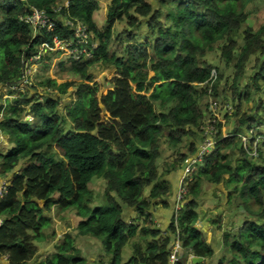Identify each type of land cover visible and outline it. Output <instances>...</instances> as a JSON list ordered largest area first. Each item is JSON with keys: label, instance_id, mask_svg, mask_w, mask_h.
Segmentation results:
<instances>
[{"label": "trees", "instance_id": "trees-1", "mask_svg": "<svg viewBox=\"0 0 264 264\" xmlns=\"http://www.w3.org/2000/svg\"><path fill=\"white\" fill-rule=\"evenodd\" d=\"M59 1L0 0V87L22 86L29 60L43 41L52 43L53 34L45 31L36 39L23 19L32 8L55 17L52 7ZM256 1L162 0L168 13L166 26L162 11L147 0H113L107 26L100 29L95 20L100 10L97 0H70L69 11L62 10L63 20L84 21L99 42L93 59L71 62L72 75L81 82L58 85L46 79L39 86L50 92L22 93L14 101L0 104V131L12 145L7 153L0 152V170L4 177L13 175L0 199V264L3 258L7 264H30L37 259L36 244L45 242V230L53 227L46 216L53 208L62 214L74 210L79 221L75 234L67 232L57 253L40 264H90L78 248V239L86 237L100 241L108 257L93 264H170L177 242L184 251L177 264H188L190 255L213 259L215 249L197 229L203 181L225 182L230 202H240L247 215L237 231L224 235L228 255L219 264H264V166L243 147L239 130L219 139L204 167L193 175L187 203L174 214L166 232L156 227L151 212L155 201L164 203L171 195V186L157 166L161 140L167 136L169 144L178 147L206 125L201 104L215 84L218 70L202 58L223 43L222 55L231 62L241 33L244 46L239 70L251 56L264 55V26L257 32L242 31L246 8ZM139 18H144L148 29L143 42L138 40L143 27ZM63 20L58 22L57 35L69 38L72 32ZM124 21L133 33H125L124 55L113 56V31ZM98 63L117 73L102 96L89 75V69ZM256 76L254 84L260 90L264 65ZM71 90V105L64 115L60 107ZM212 90L216 95V85ZM26 108L37 121L34 125L24 121ZM249 120L243 119L245 123ZM68 122L73 126L70 131L65 128ZM189 147V155L195 154L193 143ZM233 147L242 155L235 165L223 154ZM258 153L264 160V141ZM186 160L182 156L179 163ZM23 162L26 167L17 172ZM96 179L106 183L104 202L99 206H94L97 196L90 189ZM129 210L137 218L128 219ZM140 220L145 226L139 225ZM131 240H135L132 257L123 262Z\"/></svg>", "mask_w": 264, "mask_h": 264}, {"label": "rangeland", "instance_id": "rangeland-1", "mask_svg": "<svg viewBox=\"0 0 264 264\" xmlns=\"http://www.w3.org/2000/svg\"><path fill=\"white\" fill-rule=\"evenodd\" d=\"M100 4V10L95 14V20L100 27V29H104L107 26L108 21V10L113 0H97ZM155 10L162 11L161 21L166 23L167 18V9L162 7V0H147ZM69 2V0H61L59 3L64 4ZM247 20L243 25V30L249 28L254 32L259 31L262 26H264V0H257L256 2L248 5L246 8ZM142 19V30L141 35L138 37V40L144 41V33H148V29L146 27V23L144 22V18ZM127 22L124 21L122 23H118L113 31V39L110 43V54L113 56L121 57L124 54L125 46L127 44L126 34L128 32L133 33ZM241 31V32H242ZM242 35V33H241ZM241 35L238 36V47L239 49L235 50L233 54V59L231 62H227L226 59L222 55V46L223 43L217 44L214 46L213 50L208 51L206 55L202 58V60L210 65H212L215 69L218 70V74L215 76L214 85H216V95L212 90L213 86L211 85V89L208 92V96L205 100H203L201 104L202 111L205 114V117L208 116L207 113V103L210 98H213L220 102L222 107L219 123H221V127L216 129L215 133L221 135L225 138V136L233 135L236 130H239V136L246 138L248 142L251 139H254L253 145H247V151L249 154L252 153L251 148L256 149V144L264 141V81L260 79L258 81L259 89L254 84L256 75L260 73L261 65H264V55H254L249 58V60L243 65L242 71L238 69L239 65V57L240 51L244 46V42L242 41ZM99 44V42H97ZM76 60L69 55L55 56L53 60L50 57L45 58V60H50L42 65L39 70L37 77L34 79L33 83L35 84L33 88L31 86H23V91L25 94L34 95L36 92H43L51 90H45L40 87L39 84L44 82L46 79H54L58 83V85H62L67 82H76L80 83L81 80L72 75V66L71 62ZM64 66V67H62ZM239 71H241V76L239 75ZM89 75L93 77L92 85H98L101 89L100 96L103 93H106L112 86L113 79L117 77L116 70L112 67L104 65L102 63L95 64L89 69ZM73 90L70 91V94L65 96L62 102V106L60 107V111L66 115L67 108L71 105L72 97L70 96ZM12 92L7 87H0V104L7 103V101H14L15 96H12ZM37 94V93H36ZM50 96H54L53 94H46ZM25 119L24 121L29 122L34 125L37 121L32 116L27 114L28 108H26ZM1 118V116H0ZM250 118L246 123L243 119ZM104 121L107 120L106 115L103 117ZM66 126V130L70 131L73 129V126L70 122H68ZM220 133V134H219ZM203 141V136L201 131H197V133L193 136H187L184 138L183 142L178 147H172L169 144L167 136L161 140V158L159 159L157 166L159 168V174L163 176H167L168 172H174L181 174V160L182 156H190V143H193V146L197 149ZM12 145L9 143L8 137L0 131V152L7 153ZM223 154L228 156L229 160L235 165L236 161L241 158V151L236 148L226 149L223 151ZM252 153V158L256 157ZM189 158V157H188ZM253 160L260 166H264V160H260L258 158H254ZM235 162V163H234ZM27 163V161H26ZM25 162H23L17 169V172H20L22 169L26 167ZM12 176L4 177L1 174L0 170V199L5 194L7 186L12 182ZM228 179V177H226ZM226 185V183L224 182ZM202 186L210 188H214L213 185H210L208 182L203 181ZM224 186V185H223ZM220 186L222 189L221 197L217 199L218 206L215 208V212L217 214L211 213L206 215V218L210 222H213L216 225V230L212 234H215L217 231L222 233V243L219 242L213 243L215 249V257L213 259L208 260L205 264H219L220 260L224 258L227 254L225 247L223 246L224 235L226 232H234L242 225L244 219H247V215L245 214L242 206L240 207L238 204L240 202H235L230 204L226 209L221 208V204H224V201L227 199L228 190L226 187ZM227 186V185H226ZM90 189L96 194V199L94 201V206L102 205L104 202V193L106 189L105 181L101 179H96L90 184ZM199 201V199H198ZM205 204V203H204ZM42 205V202H41ZM203 205V204H202ZM201 205V206H202ZM241 205V204H240ZM200 206V210H202ZM234 207V208H233ZM236 208V209H235ZM219 209V210H218ZM231 209L237 211V215L234 218H230L225 215V212H229ZM238 209V210H237ZM225 211L222 215L220 212ZM240 211V212H239ZM230 213V212H229ZM219 215V216H218ZM229 215V214H227ZM46 216L50 217L52 220L53 227L45 230V242L36 246L38 248V255L42 253L41 256L43 260L51 255L57 253V246L61 245L64 241L65 234L67 232H72L71 234H75V228L79 221V218L76 215V212L70 211L65 214L59 212L58 209L53 208L50 213H47ZM217 216V217H216ZM220 217V219H219ZM218 221V222H217ZM234 221V223H230ZM145 226V222H144ZM231 228V230H230ZM92 242V243H90ZM135 240H131V242L126 246L122 255V261L127 262L132 257L133 243ZM78 248L84 253L89 252L90 250L96 251L93 255H95V259L91 261L90 264L97 262L99 259L108 260V257L105 256V250L100 241L91 238H79L78 239ZM101 250V251H100ZM82 252V255H84ZM88 255H92L88 253ZM97 255V256H96ZM87 256V255H86ZM41 260V261H43Z\"/></svg>", "mask_w": 264, "mask_h": 264}, {"label": "built area", "instance_id": "built-area-1", "mask_svg": "<svg viewBox=\"0 0 264 264\" xmlns=\"http://www.w3.org/2000/svg\"><path fill=\"white\" fill-rule=\"evenodd\" d=\"M69 7L68 3L52 8V13L59 15L62 10ZM25 24H27L35 34L47 32L49 34H54L57 31V20L52 17L46 10H39L37 8H32L30 15L23 19ZM66 26L72 30L74 37L72 39L60 38L59 36H53L52 44L43 43L40 52L33 56L28 63L26 69L25 84H31V78L37 73L38 65L49 56L51 53H56L62 55H69L76 59H80L89 54L92 50L97 49L96 44H91V36L87 26L73 19H66ZM220 102L217 100L210 99L209 112L210 115L216 119L219 117ZM215 126L210 125L204 131V136L206 137L205 142L201 146L198 157L193 160L192 164L200 161L204 156L211 153L216 145ZM244 145L249 144L246 138H243ZM257 156V154H254ZM7 192V189H6ZM186 190H182L179 196V201L182 202L184 196L186 195ZM182 208V205L178 206V210ZM183 250L179 244L176 245L174 254L171 256V264H177L183 256Z\"/></svg>", "mask_w": 264, "mask_h": 264}, {"label": "crops", "instance_id": "crops-1", "mask_svg": "<svg viewBox=\"0 0 264 264\" xmlns=\"http://www.w3.org/2000/svg\"><path fill=\"white\" fill-rule=\"evenodd\" d=\"M181 174L178 173H174V172H168L167 176H163V178L165 180H167L171 186V195L165 200V202L163 203L162 200H157L153 203L151 212L153 214V221L154 224L156 225V227L158 229H160L163 232H166L168 227L170 226V224L172 223V219L175 213V208H176V197L178 194V190L180 188V182H181ZM210 184V183H209ZM213 185L214 188H210V190L208 189V187H204L201 186L200 188V195H199V207L201 206L202 210H199V221L197 223V229H199L200 231H202L206 237V240L208 242V244L214 248L213 243L219 242V244L221 245L222 243V233L217 231L215 234H212L214 232V230H216V225L213 222H210L208 220V218H206V215H209L211 213L214 212V214H217L215 212V208L217 209V199L221 197L222 194V189L220 186H223L224 188L226 187V189L228 190L227 186L224 184V182H222L219 185H214V184H210ZM229 190L227 193V199L224 201V204H221V208L225 209L227 211V207L232 204L230 202L229 199ZM205 203V204H204ZM233 205V204H232ZM234 206V205H233ZM234 208V207H233ZM236 209V208H235ZM219 210V209H218ZM238 210V209H237ZM225 211L220 212L221 215L224 213ZM230 212V213H229ZM229 212H225L226 216H229V220H231L230 218H234L237 215V211L231 209ZM240 212V211H239ZM229 214V215H227ZM126 215L128 217V219H134L137 218V213L134 211H126ZM219 216V215H218ZM217 217V216H216ZM220 219V217H219ZM245 221V219H244ZM2 218H0V226L2 225ZM218 222V221H217ZM230 223H234V221H231ZM243 224V223H242ZM139 225H141V227L144 226V221L139 222ZM231 230V228H230ZM228 233V231L226 232ZM224 239V238H223ZM92 243V242H90ZM82 250V248H81ZM84 253V251H82ZM94 252L96 251H92L90 250L89 252L86 251V253H84V257L89 258V260L91 259V261L93 259H95V255H93ZM88 253H91L92 255H88ZM42 253H39L37 259H35L33 262H31L30 264H40L41 260H43V257L41 256ZM95 254V253H94ZM87 255V256H86ZM97 256V255H96ZM3 264H7V258H3ZM94 261V260H93Z\"/></svg>", "mask_w": 264, "mask_h": 264}, {"label": "clouds", "instance_id": "clouds-1", "mask_svg": "<svg viewBox=\"0 0 264 264\" xmlns=\"http://www.w3.org/2000/svg\"><path fill=\"white\" fill-rule=\"evenodd\" d=\"M61 1V0H60ZM59 1V2H60ZM56 3L53 7H57V6H60V3ZM66 3H68L69 4V7L68 8H66L65 10L66 11H69V9H70V0H69V2H66ZM65 4V3H64ZM64 4H61V5H64ZM52 7V8H53ZM65 11V12H66ZM62 13V12H61ZM59 14V15H56L55 17H53V18H55L56 20H57V30H58V22L60 21V19L61 20H63V17H62V14ZM67 19H73V20H78V21H80V22H82V23H84L86 26H87V28H88V30H89V33H90V36H91V44H96L97 45V49L99 48V44H97V39H95V37H94V35H93V33L90 31V28H89V26L84 22V21H82V20H80V19H77V18H68L67 17ZM66 20V19H65ZM65 20H63V21H65ZM64 24L66 25V22H64ZM67 28H68V26H66ZM100 28V27H99ZM70 29V28H69ZM70 31L72 32V30L70 29ZM34 32V31H33ZM34 34H35V32H34ZM40 34H42V33H39V34H35V38L37 39V37L40 35ZM54 36H56L57 35V31L53 34ZM58 36V35H57ZM74 37V33L72 32V36L71 37H69V38H65V39H72ZM43 43H48V42H42L41 43V45L39 46V48H38V51H37V53L35 54V55H37L39 52H40V50H41V46H42V44ZM49 44H52V43H49ZM97 49H95V50H92L91 52H89V54L88 55H86L85 57H82V58H80V59H76V60H74V61H89V60H91V59H93L94 58V56H95V52H96V50ZM35 55H33V56H35ZM57 57V56H61L60 54H56V53H51V54H49V56H46V58H48V57H50L51 58V60H53V58L54 57ZM74 58V57H73ZM31 60V59H30ZM29 60V61H30ZM47 62H50V60H43L42 62H41V64H39L38 65V69H37V73L36 74H34V76H32V77H29V78H31L32 80H31V84H28V85H26L25 84V78H26V71H25V74H24V78H23V85L22 86H15V87H13V88H9V87H7L8 89H10L11 90V92L13 93L12 94V96H15V98H16V96L17 95H20V94H25V92L23 91V86H31V88H33L34 87V83H33V81H34V79L37 77V75H38V73H39V70H40V68L42 67V65L43 64H45V63H47ZM29 63V62H28ZM28 66V65H27ZM51 79V78H50ZM52 80H54V79H52ZM56 81V80H55ZM210 99H213V98H210ZM210 99H209V102H208V108H207V113H208V116H206V125L202 128V131H201V133H202V136H203V141H202V143H201V145L197 148V151H196V153L195 154H193V155H190V156H188L187 157V160L181 165V173H182V176H181V182H180V188H179V190H178V194H177V197H176V208H175V213L174 214H177L179 211H181L182 210V208L184 207V205L187 203V199L189 198V191H190V187L193 185V175L194 174H197L198 173V171L200 170V169H202V167H204V161H205V159H206V157H208L210 154H212L215 150H216V147H217V144H218V141H219V139L220 140H223V139H226V138H229V137H232L233 135H228V136H225V138L224 137H222L221 135H218L217 134V137H216V145H215V147H214V149L212 150V152L211 153H209V154H207L206 156H204L200 161H197L195 164H192V162H193V160H195L197 157H198V155H199V152H200V149H201V146L203 145V143L205 142V140H206V137L204 136V131H205V129L208 127V126H210V125H214L215 126V130L216 129H218V124H221V123H219V117L218 118H216V119H214L211 115H210V112H209V105H210ZM213 100H215V99H213ZM221 110H222V107H221V105H220V110H219V115H220V113H221ZM1 116V115H0ZM2 117V116H1ZM220 134V133H219ZM238 138L241 140V143L243 144V147L245 148V149H247V146H245L244 145V142H243V137H241V136H239L238 135ZM253 143H254V140L253 139H251L250 141H249V144L248 145H253ZM261 144V143H260ZM259 143H257L256 144V149L254 148H251V151H252V153H256L257 154V156L256 157H254V158H257L258 157V149H259V145H260ZM252 153L250 154V156L252 157ZM187 164V166L185 167V169L183 170L182 169V166L184 165V164ZM202 166V167H201ZM9 186L10 185H8L7 186V190H8V188H9ZM202 186V185H201ZM182 190H186V195L184 196V198H183V200H182V202L181 201H179V196H180V193L182 192ZM7 192H5V194H6ZM5 194L2 196V198L5 196ZM1 198V199H2ZM180 205H182V208L180 209V210H178V206H180ZM177 244H179L180 246H181V244L179 243V242H177ZM176 244V245H177ZM176 245H175V247H174V250H175V248H176ZM182 248V247H181ZM174 250H173V253H172V255L174 254ZM182 250H183V248H182ZM184 252V251H183ZM184 254V253H183ZM171 255V256H172ZM197 258H200V257H196V256H194V255H190V261H189V263L188 264H194L193 263V260L194 259H197ZM203 259V258H202ZM170 260H171V258H170ZM181 260V259H180ZM180 262V261H179ZM178 262V263H179ZM207 261L204 259V261L202 262V263H200V264H204V263H206ZM170 264H171V262H170Z\"/></svg>", "mask_w": 264, "mask_h": 264}, {"label": "water", "instance_id": "water-1", "mask_svg": "<svg viewBox=\"0 0 264 264\" xmlns=\"http://www.w3.org/2000/svg\"><path fill=\"white\" fill-rule=\"evenodd\" d=\"M186 166H187V164L185 163V164L182 166V169L184 170ZM203 261H204V259H202V258H197V259H194V260H193V263H194V264H200V263H202Z\"/></svg>", "mask_w": 264, "mask_h": 264}]
</instances>
